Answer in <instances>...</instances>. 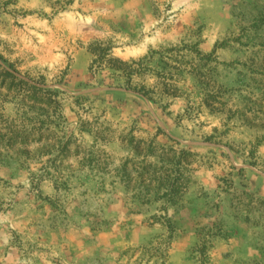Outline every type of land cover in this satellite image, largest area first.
<instances>
[{"label":"rangeland","instance_id":"374dc122","mask_svg":"<svg viewBox=\"0 0 264 264\" xmlns=\"http://www.w3.org/2000/svg\"><path fill=\"white\" fill-rule=\"evenodd\" d=\"M0 65V264H264V0H0Z\"/></svg>","mask_w":264,"mask_h":264},{"label":"trees","instance_id":"16d2710c","mask_svg":"<svg viewBox=\"0 0 264 264\" xmlns=\"http://www.w3.org/2000/svg\"><path fill=\"white\" fill-rule=\"evenodd\" d=\"M10 68L13 69L12 65H9ZM0 90L6 91L9 94H17L22 97L24 100L27 93L29 92H40V90L30 83L24 81L19 78L6 68L0 65ZM34 136V138H33ZM35 140V135L32 132H28L25 129V126L20 125L18 121L11 120L6 117L3 113L0 112V158H3V152L1 150H5L6 152L17 150V156L21 157L23 153H21L17 146H28V144L33 143L30 140ZM170 176L166 175V181L172 182L170 183V188L173 190L177 181L169 180Z\"/></svg>","mask_w":264,"mask_h":264}]
</instances>
